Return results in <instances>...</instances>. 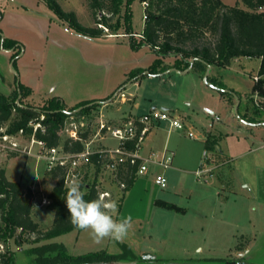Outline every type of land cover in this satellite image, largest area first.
<instances>
[{
	"label": "rangeland",
	"instance_id": "obj_1",
	"mask_svg": "<svg viewBox=\"0 0 264 264\" xmlns=\"http://www.w3.org/2000/svg\"><path fill=\"white\" fill-rule=\"evenodd\" d=\"M56 1L65 12L76 14L81 24L102 28L104 38H111L113 41L120 40L128 42L132 40L137 42L142 39L141 31L144 30L146 21L145 14L148 11L143 3L144 0H132L130 6L127 4V0H121L120 10L116 13H112L109 10L110 0ZM222 1L226 4L234 5L240 0ZM241 6L244 5L241 3ZM0 11L3 16L0 21V77L4 76L9 79L18 78L22 71H27L34 79L42 78L46 81L48 78L55 81L66 79L68 77L67 68L61 65L64 54L55 57L49 53L54 46L52 40L54 35L52 29H50L49 32L47 31V24L44 20L50 17H59L46 2L44 0H0ZM128 12L130 18L129 23L125 19ZM120 20L122 21V27L118 28L117 23ZM100 21H108V23L112 24V27H108L100 23ZM63 23L69 28L67 22L63 21ZM128 24L132 27V29L129 30L131 31L130 33H126ZM69 29L72 32H76L71 28ZM206 37L207 39H204L205 41H214L215 39L210 34H207ZM84 39L88 41L87 46L89 47L87 51L92 60L85 63L83 59L81 69L88 77L95 78L97 84L104 88L102 90L106 91L107 86L111 83L109 71L111 72L113 68V72L118 75V71H115L117 66L111 63V59L115 58L118 53L113 48L107 46V43L94 45L91 44L92 42L90 40L94 38L85 36ZM9 40L16 41V45H19L18 48H21L20 55L24 67L22 66L21 68L19 65V58L17 59L15 67L13 66V59L11 56L14 47L8 43ZM98 42L103 43L102 41ZM10 51H12V53H9ZM127 54L128 53H125L123 50L119 53L121 57L125 58H127ZM160 58L163 59L164 63H166L164 61L166 58L165 60L168 61L167 64L172 65L177 55L171 52L168 56L161 55ZM260 61L258 57L246 56L235 59L230 65L229 70L225 73L227 79V83L224 82L225 88L238 92L235 87H239L237 83H240L243 89L238 93H240L244 99L249 94L253 93V85L256 81L254 76L258 73ZM216 68L217 73L223 71V69L221 70L222 67L216 66ZM121 71L120 69V72ZM131 71L132 70L128 71L127 79L110 91L108 95H105L107 97L110 96L107 101L93 107L89 111L82 112L77 120L79 121L81 118L86 119V121L90 123L92 131V129H95L97 126L98 119L101 118V113L103 111L109 116L113 115L112 112L120 104L119 98L121 99L123 94H134L141 103L138 112L143 114L155 109L153 108L154 106L160 110L166 105L171 106V103L163 98V92L169 91L170 88H172L168 85V82L161 81L158 76L151 77L149 74H145L144 76H140L142 80L141 86L136 87L130 84L133 78L128 80ZM146 71L148 70L143 72ZM175 77L177 76L175 75ZM203 83L208 85L204 79ZM183 85L185 91H193L190 79H186ZM209 87L206 89H209L208 91L210 94L214 96V98L211 96L208 98V100H210L208 105L210 109H207L204 103L197 104L198 99L204 101L206 99L200 87L196 88V96L192 105L189 106L181 102L178 107L179 110L183 112L189 111L192 131L196 136L193 138L184 134L186 129L179 130L177 134H174L171 142L168 143L170 148L174 150V165L180 169L168 168L162 170L167 177L166 188L158 187L154 182V177L150 178L151 185L149 190L151 191L157 188L158 192L166 196L171 202L178 206L188 207L189 212L187 215L183 216L176 210L168 208H156L148 214L144 221L133 220V228L122 242L105 239L102 243L96 244L89 237L88 232L78 229L59 235L52 239V241L63 242L73 254L88 253L99 249H106L111 253H119L131 249L130 251L134 253L135 259L133 261L117 264H148L138 261V259L142 257L147 258L146 256L149 255L172 261L170 263L154 262L152 264H187L185 262L189 259L196 260V262L193 261L189 264H219L217 261H199V259H202L200 256L203 253L198 252L196 247L200 244L204 245L206 249L204 251L205 254H214L205 255L206 257H223L225 256L226 249L233 244L239 243L241 239L235 241L232 237H225L224 239L216 241L204 240L193 235L192 232H182L180 227L183 226L186 229L193 226L199 193L198 188L200 185L206 183L207 186L217 187L220 186L222 182L224 185L226 182H229L232 188L241 190V175L245 176L250 181L254 180L255 171L253 163L258 161L259 158H262L261 155H264V148H259L250 155H241V153L248 148L257 147L259 145V140L264 136V131L260 132V128L257 126H248L249 129H247V127L243 125L242 130L238 129L236 126L231 129L226 126L223 128L225 133L219 137V134H217L218 129L224 127L222 125V120L227 121L228 113L224 112L222 106L219 105L220 91L211 86ZM2 88L3 87L0 85V90L4 91V88ZM17 88L18 85L12 84L11 94H14ZM219 88L225 89L223 87ZM90 93L92 92L89 91L85 94ZM224 97H226L225 101L230 105L231 118H235L238 123L241 117L238 113L239 105L237 106V98L228 94H225ZM44 100L45 99L39 102H32L27 98L24 101L31 104H43ZM115 100H117V102H114ZM194 105L195 109H192ZM211 111H214L215 114ZM108 119L110 124L123 121L122 117L114 118L115 120H112V118ZM163 122L165 123V121ZM31 124H34V122H31ZM161 129H163V126ZM158 131H160L158 138L152 141V145L155 154L161 156L165 152L163 147L167 133L165 130ZM210 131H212L213 134H217L215 137H218L214 145L216 148V151H214L215 154H212L211 172L213 173H207L203 177H198L196 175V170L200 169L204 160L203 152L205 148L202 142ZM90 136H92V132L89 134V137ZM65 138L66 135L63 134L62 140ZM11 140L18 142L19 146L16 150L18 154L12 156L11 152L15 149L4 148L2 146L3 142L0 139V168L6 169V175L10 180L21 182L24 189H32L34 193L32 216L34 220L39 223L40 228L46 230L53 223L55 211L49 209L47 207L48 204H43L42 199L48 197L56 180L53 179L48 172L47 161L41 157L44 152L43 149H40L39 146L35 144L31 152L22 151V149L26 147L27 149L31 148V137L23 136L19 133L13 136ZM103 141L108 140L106 139ZM103 141L96 140L94 145H102ZM10 143V141L7 142L8 145H10ZM219 150L226 154V157L229 159L226 160V157ZM206 166L209 165L206 164ZM84 170L87 174V181H89V184L92 183L95 170L90 166ZM99 188L108 189L119 203L121 189L111 180L109 175H105V179L99 182ZM228 194L230 201H233V193H225V195ZM223 198L222 195V199ZM222 208L225 214L230 212V210H227V206L224 208V206H220L218 203L216 204L217 215L221 213ZM241 221V223H243L244 218H241ZM1 227H4V223L0 218V228ZM17 236L18 232L14 236L8 237L6 240H0V264H9L7 263L9 256H13L12 264H30L23 252L34 244L31 243L30 240L24 238L21 241L22 245H19ZM209 247H212L211 251L208 250ZM225 258L239 262L246 261L247 255L241 257L235 254H228Z\"/></svg>",
	"mask_w": 264,
	"mask_h": 264
},
{
	"label": "trees",
	"instance_id": "obj_2",
	"mask_svg": "<svg viewBox=\"0 0 264 264\" xmlns=\"http://www.w3.org/2000/svg\"><path fill=\"white\" fill-rule=\"evenodd\" d=\"M46 4L57 14V16L68 23L69 28L77 33L90 37H103L102 28L85 26L80 23L76 14L65 12L56 0H44ZM132 0H127L130 6ZM148 2L146 21L142 39L130 41L131 48L138 50L143 45L150 46L158 55L152 65L147 68L149 74H159L172 67L178 70H186L195 59L191 70L204 77L208 65L213 67H226L242 56L258 57L261 59L257 75L258 81L254 82L253 93L245 99L240 93H235L239 99V116L242 119L258 122L264 121V0H240L234 5L224 3L222 0H144ZM241 3L244 6H241ZM121 0H110V11L116 13L120 10ZM2 13L0 11V20ZM125 19L130 22L129 12ZM122 21H118L117 27H122ZM100 23L112 27L108 21ZM132 27H126V33H130ZM210 34L214 41H205L206 35ZM13 48V66L21 53V48L16 41L8 42ZM171 52L176 53L177 58L172 65L163 62L160 56H168ZM145 69L136 68L130 73L128 80L138 79ZM132 79V80H133ZM208 81L218 87L225 88V85L216 81L210 74ZM32 93L30 87L18 83V88L11 95L0 92V139L4 134L17 135L21 132L23 136L34 137L43 141L47 147L63 145L68 153H77L84 149V144L79 140L65 138L62 140L61 130L65 121L71 115L79 117L82 112L89 111L95 106L109 99L108 96L102 101H82L73 107H68L61 98L49 97L43 104L26 103L24 100ZM224 94L234 96L232 92L223 91ZM255 94L259 101L256 103ZM20 97L19 103L17 102ZM242 106V107H241ZM242 108V109H241ZM241 109V110H240ZM243 110H245L243 112ZM34 122V124H31ZM37 125V126H35ZM87 138L88 133H82ZM214 142L208 141L207 148L214 149ZM17 151L11 155L16 156ZM94 160H97L94 158ZM101 164L95 161L96 175L100 171ZM137 165L126 164L125 169L119 173V178L126 183L121 190L119 199V212L127 192L131 189L138 178L136 176ZM56 183L48 199V208L55 211V218L52 225L42 230L32 216L34 205V193L31 188L24 189L19 181H12L6 175V169L0 168V218L4 227L0 228V240H6L18 232L17 241L22 245V239L26 238L34 245L26 249L23 254L30 264H117L135 259L134 253L130 250L119 253H111L106 249H99L93 252L73 254L63 242L52 241L55 237L75 230L69 222V212L66 208L65 195V168L55 166L48 170ZM97 178L94 179L85 191V200L96 199L99 189L96 187ZM110 199H114L112 195ZM157 205L165 208L184 211L175 203L157 199ZM13 256H9L7 263L12 264ZM217 261L219 264H236V261L225 257H206L199 261ZM137 261V260H136ZM143 263L152 264L170 263L161 257L138 259ZM196 260L189 259V264ZM247 264V263H239Z\"/></svg>",
	"mask_w": 264,
	"mask_h": 264
},
{
	"label": "crops",
	"instance_id": "obj_3",
	"mask_svg": "<svg viewBox=\"0 0 264 264\" xmlns=\"http://www.w3.org/2000/svg\"><path fill=\"white\" fill-rule=\"evenodd\" d=\"M45 21L47 24V31L49 32V30L52 29L54 35V38L52 39L54 46L49 51V53L55 57L64 54L63 62L61 65L64 68H67L68 77L66 79H60L56 81L48 78L49 81H46L42 78L34 79L32 75L29 74V72L22 71L20 77L18 78L9 79L4 76L0 77V85L4 88V91L0 90L1 93L5 95H11L12 84L17 86L18 83L21 82L31 88L32 93L27 98L32 102H39L42 99H47L53 96L61 98L68 107H73L82 101H102V99L107 98V96L105 95H108L110 91L115 89L125 79H127L128 71L136 68H142L146 70L158 57L157 54H155L152 51L151 47L148 45H143L138 50H134L131 48V45L128 41H113V39L111 38L104 37L94 38L93 40L90 39L92 42L91 44L102 45L104 43H107V46L113 48L118 53V56L116 55L115 58L111 59L112 65L117 66L116 70L114 67V70L118 71V75L113 72V68L111 72L109 71L111 83L107 86V90L104 91L102 90L104 88L97 84L95 78L88 77L85 72L81 69L83 59L85 63L92 60V58L89 57L87 51V48L89 46H87V39H84L85 36L76 32H72L65 25V23H63V21H61L57 17H50L48 19L46 18L44 22ZM141 32H143V30ZM98 41H102L103 43H99ZM121 50H123L125 53H128L127 58L121 57V55H119ZM12 51H10L9 53H12ZM18 58L19 65L22 68L23 61L21 55ZM165 59L164 61L167 64L168 61H166ZM119 68L122 70L121 72ZM229 68L230 65L222 67L221 70L223 69V71L220 70L221 72L217 73V68L212 66L209 75L212 74L218 82H221L223 84L224 82L227 83L225 73L227 70H229ZM182 71L185 70L178 71L175 70L174 67H172L159 74H149V72L146 71L140 74V76L149 74L151 77L158 76L160 77L161 81L168 82V85H170V87L172 88H170L169 91L163 92V98L169 103H171V106L166 105L163 109L170 110L173 113L181 116L183 121L187 124L188 128L192 130V124L189 120V111L183 112L179 110L178 107L180 103L184 102L189 106L192 105L196 96V88L198 87L203 90L204 98L206 99L205 101L198 99L197 104L204 103L205 107L207 109H210V107H208L210 101L208 100V98H210L209 96L214 98V96L210 94V92L208 91L209 89H206L210 85H205L203 83L204 77H201L198 72L192 71L191 68L186 72ZM173 74H175L177 77H175V75ZM186 79H190L191 81V86L193 89V91L191 92L184 90L183 84ZM141 83L142 80L140 79V77L138 79H133L130 82V84L136 87L141 86ZM237 85L239 87H235L236 91H242V84L237 83ZM218 90L220 91L219 105L222 106L224 112L228 113L227 121L222 120V125L224 127H222V129H218L217 134H219V137H221L225 133L223 131V128H225L226 126L229 129L236 126L240 130L243 129V125L246 126L247 129H249L248 126H257L258 128H260V132L264 131V127H259L264 126V121L251 122L241 118V120L239 119L240 121H238L237 123V120L235 118H231L230 105L227 101H225L226 97H224L225 94L223 93V91L232 92L236 98L237 95L235 93L237 92L232 91L228 88ZM89 91H91L92 93L85 94ZM117 100H115L114 102H117ZM119 101L120 104L112 112V116H109L104 111L101 113V117H103L104 120L109 122L108 118H112V120H115L114 118L118 117H122V120H126L130 116H138L143 114L141 112H138L141 103L137 100V97L134 94H123L122 98H119ZM104 102H102L101 104H103ZM192 107V109H195V105ZM153 108H156V106H154ZM244 111L245 110H243V112ZM211 112L215 114L214 111ZM162 126L163 129H161ZM158 130L166 131V140L163 148L165 149V152L170 151L173 153L174 156V150L170 148V145L168 143L171 142V139L173 138L174 134H177V132H179V130L181 129L171 128L167 122L164 123L163 121H161L158 124L153 125L149 134L147 135V138L145 139L143 148L141 150V155L143 157L155 154L152 141L158 138V134L160 132ZM184 134L188 136L187 129L185 130ZM217 134H213L212 131H210L209 134L205 136L202 142L204 148L209 151V166H212V154H215L214 151H216V148H207L206 143L208 141H213L214 144H216L218 137L215 136ZM103 143L108 145H114L115 141L108 140L103 141ZM259 148H264V136L259 140V145L257 147L248 148L244 150L241 155L253 154V152H255V150ZM220 152L226 157V154H224L222 151ZM261 157L262 158H259L258 161L253 163L255 171L253 181H250L243 175L240 176L241 190L232 188L229 182L225 183L226 186L222 182V184L217 187L207 186L206 183H204V185H200L198 188L199 193L197 206L194 213L195 216L193 226L186 229L181 226L180 230L182 232H192L193 235H196L204 240L216 241L224 239L225 237H232L235 241L241 239L239 243L229 246L228 249H226V253L224 255L226 256L228 254H235L241 257L247 255L246 261H248L249 263L264 264V155H261ZM228 159L229 158L226 157V160ZM174 168L180 169L179 167L174 165L173 159V163L170 169ZM161 170L162 169L152 165L150 167V171L147 174L139 176L136 179L133 186L127 192L123 200L122 207L120 210V216L130 215L133 220L144 221L147 218L148 214L154 209L165 208L155 203L157 199L166 202H171L166 198V196L161 195V193L158 192L157 188L151 191L149 190L151 185L150 178H153L154 174ZM226 192L233 193V201H230L229 194L225 195ZM222 195L224 197L223 199ZM218 203L220 204V206H224V208L227 206V210H230V212L228 214H225L222 208L221 213L217 215L216 204ZM180 207H182L184 211L177 212H179L183 216L187 215L189 212V208L186 206ZM241 218H244L243 223H241ZM211 249L212 247L208 248V250L210 251ZM196 250L200 253H203L201 254L200 258H206L205 255H214L205 254L204 251L206 249L204 248V245L201 244L196 247Z\"/></svg>",
	"mask_w": 264,
	"mask_h": 264
},
{
	"label": "built area",
	"instance_id": "obj_4",
	"mask_svg": "<svg viewBox=\"0 0 264 264\" xmlns=\"http://www.w3.org/2000/svg\"><path fill=\"white\" fill-rule=\"evenodd\" d=\"M147 7L148 2L144 1ZM146 18V14H145ZM254 79L258 81L259 76L255 75ZM256 103L259 105L257 94H255ZM71 115L65 121L64 127L61 130V135H66V138L72 140H79L84 144V149L77 153H68L64 150L63 145L55 147H47L46 144L31 137V148L22 149L23 152H31L32 147L37 144L44 152L41 155L47 161L48 170L55 166H62L65 168L64 180L70 181L72 178H78L81 182L82 188L89 185L87 181V174L84 170L91 167L95 170V161L101 164L100 171L96 175L94 171V179L97 178L96 187L99 189V194H106L107 198H111V192L108 189H100L99 182L105 179V175H109L111 180L122 190L126 187V183L119 178L121 170L125 169L126 164L137 165L136 176H143L150 171V167L154 165L162 170L168 169L173 163V153L166 151L163 155L158 156L151 154L143 157L141 150L147 135L149 134L153 125L161 121L168 122L171 128L187 129L190 137H195L194 132L188 128L181 116L173 113L167 109H152L151 111L138 115L130 116L126 120L119 123L110 124L103 117L98 119V124L95 129L90 127V123L86 119ZM37 126V125H35ZM88 133L87 138L82 136V133ZM92 136L89 137V134ZM94 132V133H93ZM21 134V132H20ZM15 135L4 134L1 138L4 148L17 150L18 142L12 141ZM113 140L114 145L102 143V145H94V142L103 140ZM10 141V145L7 142ZM203 162L200 169L196 170L198 177H203L207 173H211L212 167L206 166L209 159V151L207 149L203 152ZM97 159V160H94ZM159 171L154 174V182L160 188L167 187V177L164 171ZM94 181V180H93ZM92 181V182H93ZM43 204H49L48 197L42 199Z\"/></svg>",
	"mask_w": 264,
	"mask_h": 264
},
{
	"label": "clouds",
	"instance_id": "obj_5",
	"mask_svg": "<svg viewBox=\"0 0 264 264\" xmlns=\"http://www.w3.org/2000/svg\"><path fill=\"white\" fill-rule=\"evenodd\" d=\"M65 186L68 220L75 229L88 232L96 244L105 239L122 242L126 238L133 228V219L130 215L120 216L117 200L107 198L106 194L85 200L86 193L78 178L65 181Z\"/></svg>",
	"mask_w": 264,
	"mask_h": 264
},
{
	"label": "water",
	"instance_id": "obj_6",
	"mask_svg": "<svg viewBox=\"0 0 264 264\" xmlns=\"http://www.w3.org/2000/svg\"><path fill=\"white\" fill-rule=\"evenodd\" d=\"M194 61H195V59L191 60V65H190V67H189L187 70H189V69L192 67ZM211 68H212V65L209 64V65H208L207 72H206V74H205V76H204V81H205L207 84H209L210 86H212V87H215V88H217V89H221V88L215 86L214 84H212L210 81H208V76H209V73H210V71H211ZM174 69H175V70H178V69H176V68H174ZM187 70L182 71V72H186ZM178 71H181V70H178ZM237 99H238V98H237ZM19 100H20V97H19L18 100H17L18 103H19ZM238 105H239V99H238L237 106H238ZM236 108H237V107H236ZM146 257H147V258H152L151 255L146 256ZM241 262H243V263H247V264H251V263H249L248 261H239V262H236V264H239V263H241Z\"/></svg>",
	"mask_w": 264,
	"mask_h": 264
}]
</instances>
